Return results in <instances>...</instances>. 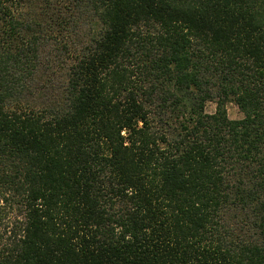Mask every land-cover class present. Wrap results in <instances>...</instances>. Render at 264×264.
<instances>
[{
	"label": "trees",
	"instance_id": "obj_1",
	"mask_svg": "<svg viewBox=\"0 0 264 264\" xmlns=\"http://www.w3.org/2000/svg\"><path fill=\"white\" fill-rule=\"evenodd\" d=\"M0 264H264V0H0Z\"/></svg>",
	"mask_w": 264,
	"mask_h": 264
},
{
	"label": "rangeland",
	"instance_id": "obj_2",
	"mask_svg": "<svg viewBox=\"0 0 264 264\" xmlns=\"http://www.w3.org/2000/svg\"><path fill=\"white\" fill-rule=\"evenodd\" d=\"M52 76L53 75H51V77ZM59 80H60V78H59ZM215 109H216V104L214 102H208L205 104V112L207 114L214 113ZM225 110H226V115L230 120H239L242 118V114H241L240 110L238 109V107L235 105V103L233 101H228L225 104Z\"/></svg>",
	"mask_w": 264,
	"mask_h": 264
}]
</instances>
